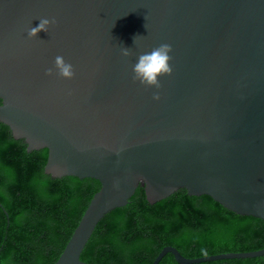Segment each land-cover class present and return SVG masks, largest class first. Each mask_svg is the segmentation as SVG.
I'll return each mask as SVG.
<instances>
[{"label": "water", "instance_id": "water-1", "mask_svg": "<svg viewBox=\"0 0 264 264\" xmlns=\"http://www.w3.org/2000/svg\"><path fill=\"white\" fill-rule=\"evenodd\" d=\"M40 18L55 22L30 37ZM162 43L171 75L133 79ZM58 55L73 78L47 75ZM0 122L27 151L47 148L45 173L100 183L54 264H88L96 224L138 185L149 203L185 188L264 221V0H0ZM168 252L193 264L264 248L190 258L166 245L151 264Z\"/></svg>", "mask_w": 264, "mask_h": 264}, {"label": "trees", "instance_id": "trees-1", "mask_svg": "<svg viewBox=\"0 0 264 264\" xmlns=\"http://www.w3.org/2000/svg\"><path fill=\"white\" fill-rule=\"evenodd\" d=\"M47 156V148L27 151L0 122V264H54L100 188L92 177L45 173ZM166 245L190 258L258 250L264 248V221L185 188L149 203L138 185L127 204L98 221L80 259L151 264ZM158 264L180 263L168 252ZM193 264H264V255Z\"/></svg>", "mask_w": 264, "mask_h": 264}, {"label": "clouds", "instance_id": "clouds-1", "mask_svg": "<svg viewBox=\"0 0 264 264\" xmlns=\"http://www.w3.org/2000/svg\"><path fill=\"white\" fill-rule=\"evenodd\" d=\"M37 26L29 30L30 37H36L40 31H48L49 25L54 23V19L40 18ZM123 56H131L133 53L131 49L123 47L121 49ZM172 45L162 43L158 47L152 49L149 53H142L138 56L137 62L133 65V79L138 80L141 84L146 86L161 87L159 77L165 74L171 75L173 69L170 65L172 57ZM47 75L51 76L57 74L61 77L71 79L75 75L74 67L67 62L61 55L55 57L54 67L46 70ZM154 99H160L159 93L154 94Z\"/></svg>", "mask_w": 264, "mask_h": 264}]
</instances>
